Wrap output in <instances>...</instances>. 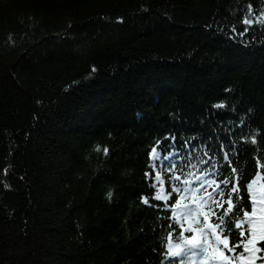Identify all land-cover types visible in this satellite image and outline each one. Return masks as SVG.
Masks as SVG:
<instances>
[{
	"label": "trees",
	"instance_id": "16d2710c",
	"mask_svg": "<svg viewBox=\"0 0 264 264\" xmlns=\"http://www.w3.org/2000/svg\"><path fill=\"white\" fill-rule=\"evenodd\" d=\"M229 136L238 191L215 220L238 254L264 231L262 204L243 216L264 181V0H0V264H164L177 197L150 149Z\"/></svg>",
	"mask_w": 264,
	"mask_h": 264
},
{
	"label": "snow or ice",
	"instance_id": "6c2138e0",
	"mask_svg": "<svg viewBox=\"0 0 264 264\" xmlns=\"http://www.w3.org/2000/svg\"><path fill=\"white\" fill-rule=\"evenodd\" d=\"M245 24H250L251 21L245 19L243 21ZM233 33H236V29L233 28L232 29ZM246 32H248V28H245L242 32L238 33V35L243 36ZM222 106L221 104H214L213 107H220ZM165 139H167L169 141V143H172V141L175 139L174 134L171 133H166L165 134ZM232 137L229 136L227 143L225 142H221L218 146V148L213 152V155L215 156H219L220 157V161L228 164L230 166V157L228 155V152L230 150H232L235 145L232 144ZM157 143H160V141H157ZM209 148H211V145H208ZM156 151V147L153 146L150 151H149V160L151 161L152 159V154ZM103 152L105 155L108 154V149L107 147H105L103 149ZM205 155L207 156L208 153H205ZM219 163V162H218ZM166 166H171V165H166ZM209 166H211V171H209ZM151 165H150V170L145 172V182L148 183L150 180V174H151ZM257 167H260L259 162L257 163ZM226 170V169H225ZM232 173L236 172L235 168H231L230 169ZM221 172V169L217 167L216 164L212 163V160L209 159L206 161V166L204 169H202V175H203V179H195L194 183L189 182V180L187 178H185L182 182L180 179V176H176L175 180L177 181L176 185H175V193L177 195H182L184 193H190L191 191H199L202 193H206L205 195V200H207L208 203V211L204 213L203 215V219L205 221H207L209 219V216L211 214V212L213 210L216 209V207L218 205H223V198L227 197L228 198V206L232 205V195L233 193H236L238 191V185L235 181V179L232 180H228V179H220V180H214L213 178L218 176ZM191 173H189L190 175ZM159 179L158 176L155 177L154 179H152V184L158 183ZM252 183H254V180H250L247 182V188L251 189L252 187ZM150 186H152L150 184ZM214 189V190H213ZM112 193L111 191H109L108 196L111 197ZM248 198L250 200L251 203V212H247L245 211L243 216L244 217H254L256 215V197L251 193V191H249L247 193ZM160 200V197L158 195H153V194H149V195H144L142 194L140 196V202L144 205H148L149 207H156V204L154 203V201H158ZM180 201L177 199L175 202L176 206H179ZM201 203H204V201L202 200ZM261 204L262 206H264V197H262L261 199ZM194 211L193 208H187L185 211V215L190 216L192 214V212ZM226 211V208H222L221 209V214L219 216V219L221 222L224 221L225 217H224V212ZM243 219V217L240 220H237L235 222L236 227L239 228L240 227V223L241 220ZM251 223V221H249ZM232 223L229 222L227 227L229 229L232 228ZM183 230V229H182ZM188 231H191L193 233H196L195 235L189 236L186 239V242L189 245H197L200 242V235H199V231L198 229L194 228V227H189V229H187ZM214 234V233H212ZM245 235V233L243 231H241L239 233L240 237H243ZM259 241H264V231H262L259 235ZM258 238H257V232H256V227L253 224L252 228H251V235L250 238L247 239L246 243H244L243 246V250L239 251L238 255L240 259H244L245 254L248 253V257L246 259V264H255V259H258V256H253L252 254L254 253H258L261 251H264V249L262 248H258ZM213 243H217L219 245L220 248H222L223 250L221 252L218 253V257L220 260V264H236L237 261V256H232L231 258H229L227 255H225V253H229V252H236L237 251V244L232 240L229 232L225 231L222 233L221 236L217 237L216 241H213ZM179 251V249H177V252ZM177 252H173L172 255H176ZM205 252H207V249H205Z\"/></svg>",
	"mask_w": 264,
	"mask_h": 264
},
{
	"label": "rangeland",
	"instance_id": "374dc122",
	"mask_svg": "<svg viewBox=\"0 0 264 264\" xmlns=\"http://www.w3.org/2000/svg\"><path fill=\"white\" fill-rule=\"evenodd\" d=\"M157 157H158V152L155 151V152L153 153L152 158H153V160H155ZM258 190H259L260 192H262V194H264V189H263L262 186H259V187H258Z\"/></svg>",
	"mask_w": 264,
	"mask_h": 264
},
{
	"label": "bare ground",
	"instance_id": "6f19581e",
	"mask_svg": "<svg viewBox=\"0 0 264 264\" xmlns=\"http://www.w3.org/2000/svg\"><path fill=\"white\" fill-rule=\"evenodd\" d=\"M192 145H194V146H195V145H199V144H192ZM191 148H194V147H191Z\"/></svg>",
	"mask_w": 264,
	"mask_h": 264
}]
</instances>
